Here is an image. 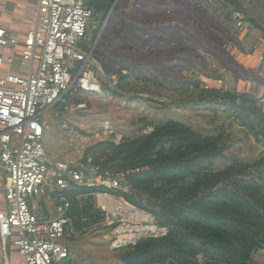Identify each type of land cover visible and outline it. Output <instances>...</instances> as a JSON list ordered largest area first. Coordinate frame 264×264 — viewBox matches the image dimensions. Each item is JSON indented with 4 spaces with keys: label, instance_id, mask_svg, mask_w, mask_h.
Segmentation results:
<instances>
[{
    "label": "trees",
    "instance_id": "obj_1",
    "mask_svg": "<svg viewBox=\"0 0 264 264\" xmlns=\"http://www.w3.org/2000/svg\"><path fill=\"white\" fill-rule=\"evenodd\" d=\"M113 1L90 0L91 21H102ZM225 2L216 3L214 8L218 21L231 24L232 14L238 13L242 23H249V28L260 31L264 39L263 27L246 19L234 1ZM231 5L235 8L230 9ZM90 44L84 41L82 49L88 51ZM120 45L122 50L129 47L125 38ZM237 47L242 49L240 43ZM78 67L71 72L72 78ZM131 77L119 74L115 85L102 83L103 94L115 98L136 94L140 90ZM206 79L211 78L206 75ZM173 84L189 94L193 106H204L213 116L225 114L253 138L264 139V114L252 94L213 87L204 90L200 80ZM76 93L82 91L67 93L66 102L58 105L60 110L81 104ZM224 159L223 131L203 133L173 119L147 124L118 144L111 140L92 144L83 151L82 161L103 172H139L125 178L126 193L103 187H73L64 192L72 202L68 213L72 231L80 234L102 224L104 213L96 208L93 195L110 193L149 213L168 231L163 237L141 239L134 246L119 249V264H254L253 256L264 250V155L252 164L231 159L216 170L215 163ZM198 256L203 257L201 263ZM59 264L72 262L65 259Z\"/></svg>",
    "mask_w": 264,
    "mask_h": 264
},
{
    "label": "rangeland",
    "instance_id": "obj_2",
    "mask_svg": "<svg viewBox=\"0 0 264 264\" xmlns=\"http://www.w3.org/2000/svg\"><path fill=\"white\" fill-rule=\"evenodd\" d=\"M225 1L115 0L107 19L92 20L86 40L91 41L89 48L96 40L91 61L101 86L115 85L119 74H131L140 91L124 98L103 92L76 93V98L82 100L81 106L70 105L60 110L57 105L43 114L42 146L48 159H79L83 149L92 145L95 136L105 128L112 132L111 141L118 143L147 124L167 119L189 124L203 133L223 131L225 159L215 163L216 170L224 168L231 159L252 164L264 155V139L253 138L225 114L213 116L204 106H193L189 94L173 84L202 81L207 75L212 81L221 80V85L212 86L215 90L250 93L255 97L264 94L258 90L263 86L258 70L254 76L236 60L238 54H244V48L262 44L264 50V39L247 22L248 29L241 31L232 23L218 21L214 8L218 2L227 4ZM232 1L246 19H253L264 28V0ZM122 38L129 45L125 50L120 49ZM238 43L242 49H238ZM0 170L3 172L1 166ZM3 179L0 174V189ZM45 202L46 208H50L46 211L52 216L54 198L49 196ZM37 205L42 214L43 207ZM63 241L69 248L67 259L72 264H119L121 251L111 248V229L103 224L80 234L72 231ZM252 260L254 264H264V250ZM17 261L13 257L14 264Z\"/></svg>",
    "mask_w": 264,
    "mask_h": 264
},
{
    "label": "built area",
    "instance_id": "obj_3",
    "mask_svg": "<svg viewBox=\"0 0 264 264\" xmlns=\"http://www.w3.org/2000/svg\"><path fill=\"white\" fill-rule=\"evenodd\" d=\"M8 1L0 0L3 6ZM12 1L14 11L23 15L30 11L31 26L13 33L0 23V166L5 175L0 264H14L13 257L18 259L15 264H59L69 256L63 240L72 232L68 216L72 202L63 193L73 187H103L126 193L125 178L139 170L103 172L82 161V155L76 160L48 159L42 146L45 125L41 116L63 103L72 89L92 95L102 93L91 61L93 52L91 48L82 49L93 12L87 6L90 0ZM231 20L238 30H246L238 13L232 14ZM244 55L254 57L260 65L258 77L264 83V53L252 46ZM212 84L219 86L221 80L201 81L204 90L211 89ZM256 99L264 114V94ZM111 138L112 132L105 128L92 142ZM52 195L55 217L47 218L37 204ZM93 198L96 208L104 213L102 224L111 229L114 250L168 232L152 215L113 194L97 193ZM197 260L201 263L203 257Z\"/></svg>",
    "mask_w": 264,
    "mask_h": 264
},
{
    "label": "crops",
    "instance_id": "obj_4",
    "mask_svg": "<svg viewBox=\"0 0 264 264\" xmlns=\"http://www.w3.org/2000/svg\"><path fill=\"white\" fill-rule=\"evenodd\" d=\"M13 5H14V2L12 0L8 1L6 6H3L2 3L0 2V23L2 25L7 26V28L11 29V31L13 33H15L16 31H18L20 29H22V30L28 29L31 26L30 11L27 12L25 15H23L21 12L14 11ZM261 42L262 41H260V44H261ZM258 47L259 48L261 47L260 48L261 52L264 51L262 49V44H261V46L258 45ZM236 60H240L243 67H245L247 70L249 69L248 71L251 70L250 72H252V74L254 76H257L256 73H257V70H258L260 65H258V63L256 62L254 57H248L244 54H238V56L236 57ZM258 90L261 94L264 91V85L259 86ZM0 174L5 178V175L3 172H1V170H0ZM3 180L1 181V189H0V212H2L4 210V202H3V194H2ZM40 204L44 209V211L42 213L43 216H45L47 218H50V217L54 218L55 217L53 210L51 213V214H53L52 216H50L49 212L46 211L47 208L49 207V205H47V208H46L45 200L41 201ZM48 209H50V208H48Z\"/></svg>",
    "mask_w": 264,
    "mask_h": 264
},
{
    "label": "water",
    "instance_id": "obj_5",
    "mask_svg": "<svg viewBox=\"0 0 264 264\" xmlns=\"http://www.w3.org/2000/svg\"><path fill=\"white\" fill-rule=\"evenodd\" d=\"M114 6H115V0H114L113 3L111 4L110 9H109L108 13H107L106 16H105V19H107V17H108V16L110 15V13L113 11ZM105 19H104V20H105ZM95 42H96V40L94 41L93 46H91V52H93V50H94L93 48H94V45L96 44Z\"/></svg>",
    "mask_w": 264,
    "mask_h": 264
}]
</instances>
